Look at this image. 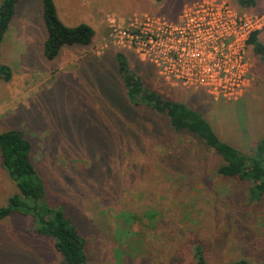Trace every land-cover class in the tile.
Here are the masks:
<instances>
[{"label": "rangeland", "instance_id": "rangeland-1", "mask_svg": "<svg viewBox=\"0 0 264 264\" xmlns=\"http://www.w3.org/2000/svg\"><path fill=\"white\" fill-rule=\"evenodd\" d=\"M54 1L65 24L94 28L93 42L67 45L55 59H47L43 2L20 0L0 47V63L13 70L10 81L0 78V133L18 129L33 141L50 200L68 206L87 238V264H196L195 244L204 247L209 264L264 261V198L248 202L246 183L216 173L222 163L218 157L195 166L188 180L171 183L160 176L159 162L150 157L160 150L152 131L166 129L167 118L130 105L115 57L123 51L145 86L194 108L223 140L249 153L264 138V61L253 46L252 80L243 96L215 100L204 89L166 85L152 64L116 45L111 35L114 17L123 25L134 14L176 20L183 6L195 0ZM227 1L241 8L235 0ZM246 10L264 15V0ZM260 39L264 42V28ZM139 112L135 118L147 132L142 144L134 129L115 125L134 124ZM173 140L170 145L193 143L206 154L187 134ZM105 158L109 178L91 186L87 172L96 169L95 175L102 176L96 172ZM16 192L0 160V206ZM32 229V219L18 213L0 222V264H60L54 241Z\"/></svg>", "mask_w": 264, "mask_h": 264}, {"label": "trees", "instance_id": "trees-1", "mask_svg": "<svg viewBox=\"0 0 264 264\" xmlns=\"http://www.w3.org/2000/svg\"><path fill=\"white\" fill-rule=\"evenodd\" d=\"M19 1H0V47L17 12ZM235 1L241 8L246 9L253 8L258 4V0ZM42 2L43 17L47 29L43 53L47 59H55L67 45L89 46L92 44L95 36L92 26L87 23L69 26L60 18L54 0H42ZM249 44L253 46L254 53L264 61V42L260 39V31L251 34ZM115 57L125 86V95L123 96L130 105L141 109H150L167 118L166 129L156 126L152 131L157 140L156 148H160V150L157 154L152 151L150 157L159 162L160 176L171 183L188 180L192 177L195 166H205V161L208 158L218 157L222 159V163L216 167V173L222 177L234 178L246 183L248 185V202H258L264 198V138L257 142L249 153L243 152L223 140L212 124L197 110L178 101L165 98L160 92L145 86L141 77L132 72L123 51L117 52ZM12 77V68L7 64L0 63V78L10 81ZM126 114L130 115L127 112ZM140 116L139 112L138 116L133 117L134 124L122 125L115 121V125L118 129L129 127L126 131L134 129L133 135L136 134V142L137 139H140L139 143L142 144L147 139V132L142 130L144 125L140 128L141 124L136 119ZM152 124L155 125L154 121ZM183 134L193 137L195 143L205 148L206 154L198 153V149L193 148V143L183 144L182 141H179L174 145L169 144L170 140H175V137H181ZM125 135L123 134V136ZM143 136L145 137L142 138ZM79 139L82 142L83 138ZM33 153V141L21 130L10 129L0 133L1 166L18 188V192L8 199L7 204L0 206V222L15 213L29 217L33 222L31 231L37 236L50 237L54 241L55 249L61 255L60 264H87L89 257L87 238L82 234L80 225L68 212V206L61 200H53L54 202L50 200L48 184L36 166ZM104 163L100 166L101 168L99 167L100 169L97 168L99 171L96 172L102 176L95 175L96 169L88 170L86 177H91V186L104 183L109 178V159L105 158ZM103 178H105L104 181ZM153 216L156 217L155 214ZM129 217L131 218V216ZM158 222V220L157 222L153 221L150 226H155ZM193 251L196 264H209L205 249L201 244L193 245ZM226 264H264V261L253 263L241 258Z\"/></svg>", "mask_w": 264, "mask_h": 264}, {"label": "built area", "instance_id": "built-area-1", "mask_svg": "<svg viewBox=\"0 0 264 264\" xmlns=\"http://www.w3.org/2000/svg\"><path fill=\"white\" fill-rule=\"evenodd\" d=\"M110 22L113 42L152 64L166 85L235 101L250 86L249 39L264 28V15L227 0H195L176 20L134 14L124 25Z\"/></svg>", "mask_w": 264, "mask_h": 264}, {"label": "crops", "instance_id": "crops-1", "mask_svg": "<svg viewBox=\"0 0 264 264\" xmlns=\"http://www.w3.org/2000/svg\"><path fill=\"white\" fill-rule=\"evenodd\" d=\"M59 13V12H58ZM11 26V25H10ZM10 29V28H9ZM7 34H8V32H7Z\"/></svg>", "mask_w": 264, "mask_h": 264}]
</instances>
